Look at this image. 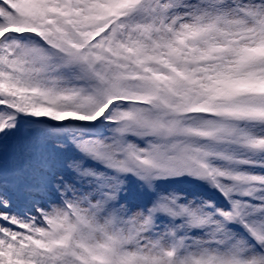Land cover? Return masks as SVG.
I'll return each mask as SVG.
<instances>
[{"label": "snow or ice", "instance_id": "obj_1", "mask_svg": "<svg viewBox=\"0 0 264 264\" xmlns=\"http://www.w3.org/2000/svg\"><path fill=\"white\" fill-rule=\"evenodd\" d=\"M0 264H264V0H0Z\"/></svg>", "mask_w": 264, "mask_h": 264}]
</instances>
